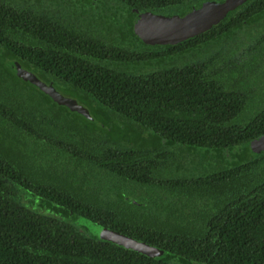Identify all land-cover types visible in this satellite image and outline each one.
Listing matches in <instances>:
<instances>
[{"label":"trees","instance_id":"16d2710c","mask_svg":"<svg viewBox=\"0 0 264 264\" xmlns=\"http://www.w3.org/2000/svg\"><path fill=\"white\" fill-rule=\"evenodd\" d=\"M205 1L0 0V264H264V0L176 44L133 28Z\"/></svg>","mask_w":264,"mask_h":264},{"label":"water","instance_id":"95a60500","mask_svg":"<svg viewBox=\"0 0 264 264\" xmlns=\"http://www.w3.org/2000/svg\"><path fill=\"white\" fill-rule=\"evenodd\" d=\"M244 1L246 0L205 1L200 7L192 9L184 16L142 12L134 18V32L146 44H176L209 29ZM11 67L18 77L36 85L56 103L90 117L88 110L74 98L62 95L51 84L44 83L34 73L22 68L17 62H12ZM249 147L256 153L263 151L264 135L250 141ZM95 232L100 238L111 240L146 255L155 256L161 253L153 246L103 226L97 228Z\"/></svg>","mask_w":264,"mask_h":264},{"label":"rangeland","instance_id":"374dc122","mask_svg":"<svg viewBox=\"0 0 264 264\" xmlns=\"http://www.w3.org/2000/svg\"><path fill=\"white\" fill-rule=\"evenodd\" d=\"M191 166V170H192V165ZM78 223L83 226L84 228H86L88 231H90L91 233L95 234L96 236H99L98 234H96L95 230L99 227H101L98 224H95L94 222L90 221V220H86L82 217H78Z\"/></svg>","mask_w":264,"mask_h":264}]
</instances>
